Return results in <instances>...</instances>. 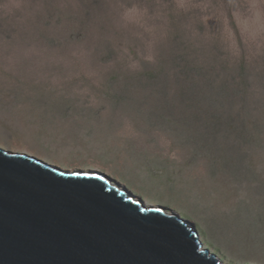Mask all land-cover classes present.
Here are the masks:
<instances>
[{"label": "rangeland", "instance_id": "374dc122", "mask_svg": "<svg viewBox=\"0 0 264 264\" xmlns=\"http://www.w3.org/2000/svg\"><path fill=\"white\" fill-rule=\"evenodd\" d=\"M0 147L264 264V0H0Z\"/></svg>", "mask_w": 264, "mask_h": 264}, {"label": "water", "instance_id": "95a60500", "mask_svg": "<svg viewBox=\"0 0 264 264\" xmlns=\"http://www.w3.org/2000/svg\"><path fill=\"white\" fill-rule=\"evenodd\" d=\"M0 264H226L101 173L0 147Z\"/></svg>", "mask_w": 264, "mask_h": 264}, {"label": "bare ground", "instance_id": "6f19581e", "mask_svg": "<svg viewBox=\"0 0 264 264\" xmlns=\"http://www.w3.org/2000/svg\"><path fill=\"white\" fill-rule=\"evenodd\" d=\"M83 172H85V171H83ZM115 184V183H114ZM116 186H118L119 188H121L118 184H116ZM169 213V212H168Z\"/></svg>", "mask_w": 264, "mask_h": 264}]
</instances>
